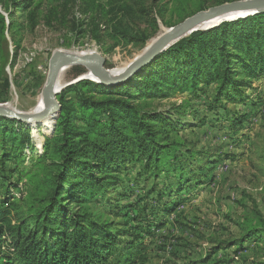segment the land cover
Here are the masks:
<instances>
[{
  "label": "rangeland",
  "instance_id": "rangeland-1",
  "mask_svg": "<svg viewBox=\"0 0 264 264\" xmlns=\"http://www.w3.org/2000/svg\"><path fill=\"white\" fill-rule=\"evenodd\" d=\"M242 1L247 0H31L29 10L20 7L17 13L21 17L9 27L13 0H0V107L10 106L19 113L34 114L56 52L78 56L100 54L107 59L108 70L124 72L154 40L186 19ZM115 30L121 35L113 36ZM238 70V78L247 79L240 67ZM88 74L83 67L65 69L59 78L62 90L77 86L76 92L86 97L108 98L104 97L105 91L103 96L80 83L96 82ZM249 82L251 89L246 90L252 97L241 104H230L224 99L225 107L219 106L218 113L208 109L215 84H200L201 90L174 92L170 85H162L165 92L172 91L170 96L156 100L140 97V101L154 100L146 108L160 112L175 106H183L185 111L190 106L189 113L177 117L184 125H180L176 134L172 133L169 143H174L175 151L165 160L166 169L170 170L188 159L192 166L188 179L191 183L181 187L183 191L176 187L172 196L162 194L164 201H161V194L153 191L155 186L163 190L167 182L177 180L172 172L158 181L153 176L145 179L138 175L142 164L137 161H127L119 173L95 174L101 178L116 176L119 182H125L112 185L105 195L98 194L91 207L95 209V217L117 222L116 229L124 231V236L118 239L131 242L145 252L146 264H264V237L235 245L241 242L244 234L241 225L245 220L258 215L264 217V75ZM67 95L75 98L74 91H67ZM227 110L242 116L241 126L218 121V116L228 117ZM92 112L104 122L109 121L107 111ZM58 117L52 120L49 132L26 123L24 126L8 123V118L0 122V211L13 201L23 206L29 195V199L36 198L28 176L43 167L37 162L43 159L47 137L54 135ZM203 117L208 123L201 125ZM76 124L81 126L84 122L76 121ZM12 125L13 132L5 131ZM27 132L31 134L32 144L21 145ZM4 138L8 139L10 153L6 167L1 161ZM17 144L25 149L21 162L15 159L12 149ZM88 162L91 164L93 160ZM10 169L14 173H9ZM48 172H41L44 180L50 177ZM113 181L116 180L109 178L107 182ZM7 189L9 195H5ZM110 198L116 199L107 204ZM150 206L157 210L143 212ZM79 208L68 205L72 213L80 211ZM139 215L142 217L135 220ZM159 219H162L160 223ZM158 223L162 225L157 227ZM0 264L15 263L0 254Z\"/></svg>",
  "mask_w": 264,
  "mask_h": 264
},
{
  "label": "trees",
  "instance_id": "trees-1",
  "mask_svg": "<svg viewBox=\"0 0 264 264\" xmlns=\"http://www.w3.org/2000/svg\"><path fill=\"white\" fill-rule=\"evenodd\" d=\"M30 1L13 0L8 14L9 27L16 23L18 16L21 17L17 13L20 7L29 10ZM115 35L121 34L115 30ZM78 67L82 66L72 68ZM238 67L247 79L238 78ZM263 75L264 12L222 23L217 28L194 32L122 84L108 87L93 81L80 82L97 94L103 95L105 91L107 96H103L108 98L104 100L86 97L78 90L76 92L77 86L62 90L57 96L61 113L54 127L55 133L47 137L43 159L37 162L43 167L28 176L36 198L29 199V195L23 206L13 201L0 211L2 257L15 264H146L145 252L131 242L118 239L124 236V231L116 229L117 222L95 217V209L91 207L93 198L98 194L105 195L112 185L125 183L119 182L116 176L101 178L95 174L119 173L127 161L141 163L138 175L145 179L153 176L158 181L172 172L177 182H167L163 190L157 185L153 190L161 194V201H164L162 194L172 196L176 187L183 188L191 183L188 179L192 166H189L188 159L180 161L177 167L169 165L174 167L170 170L166 169L165 163L176 147L172 148L174 143H169L172 133L176 134L180 125H184L177 117L189 113L190 106L185 111V107L175 106L160 112L146 108L154 100L140 101V97L156 100L170 96L172 91L201 90L203 86L200 84H215L208 109L218 113L219 106L225 107L224 99L230 104L247 102L252 97L246 90L251 89L250 79H259ZM162 85H170L172 91L165 92ZM67 91H74L75 98H68ZM115 96L120 98L114 99ZM96 109L107 111L109 121L104 122L98 115L94 116L92 111ZM227 113L226 118L218 116V121L241 126L242 116L239 113L233 110H227ZM2 120L0 117V122ZM6 121L26 125L17 120ZM76 121H82L84 125H77ZM200 123L207 124L208 120L203 117ZM118 124L124 126L118 128ZM27 128L30 130V126ZM12 129L13 125L5 131L13 132ZM5 138L1 159L4 167L10 161L9 143ZM32 141L31 134L27 132L21 145L32 144ZM12 149L15 159L21 162L25 154L24 146L17 144ZM81 159H86V162ZM89 160L93 162L90 164ZM50 168L51 172H48ZM43 171L50 176L46 180L43 179ZM8 172L14 173V170ZM109 178L116 181L107 182ZM9 194L7 189L5 195ZM112 199L116 198L108 199L107 204ZM69 204L74 208L80 207V211L69 212ZM148 210L157 209L150 206L143 212ZM142 215L146 217V214ZM142 215L136 216L135 220ZM159 223L157 227L162 225ZM241 229L244 234L236 246L257 238L263 239L264 217L248 218Z\"/></svg>",
  "mask_w": 264,
  "mask_h": 264
},
{
  "label": "water",
  "instance_id": "water-1",
  "mask_svg": "<svg viewBox=\"0 0 264 264\" xmlns=\"http://www.w3.org/2000/svg\"><path fill=\"white\" fill-rule=\"evenodd\" d=\"M263 12L264 0H247L224 4L206 12L197 13L159 37L135 62L130 64L129 67L118 76L111 74V71L106 67L107 59L100 54L78 56L75 54L56 52L51 58L48 79L42 94L44 110L35 114H23L16 111L14 112L10 109L0 108V117L21 121L29 125L40 122L50 115H54L56 119L61 113V104L57 99V95L61 91L56 92V86L60 74L65 69L82 66L95 76V81L97 83L108 87L119 85L138 74L143 68L152 64L180 40L183 35L192 31L197 26L229 14L253 13L248 15L253 16Z\"/></svg>",
  "mask_w": 264,
  "mask_h": 264
},
{
  "label": "bare ground",
  "instance_id": "bare-ground-1",
  "mask_svg": "<svg viewBox=\"0 0 264 264\" xmlns=\"http://www.w3.org/2000/svg\"><path fill=\"white\" fill-rule=\"evenodd\" d=\"M251 14H253V13H249V14L234 13V14L226 15L224 17H221V18H218V19H215V20H212L210 22H206V23H203V24L197 26L192 31H190V32L186 33L185 35H183L181 38H183V37L195 32V31H198V30H208V29L217 27L218 25H220V24H222L224 22H232V21H236V20H239V19L251 17V16H248V15H251ZM69 54H73V53H69ZM122 73L123 72H121V71H113V72H111V74H113L114 76H118V75H120ZM88 77H90L92 79H95V76L92 73L88 74ZM62 89H63V87H62V84H61V82L59 80L58 83H57V86H56V92H59ZM0 108L10 109L11 110L10 106H3V107H0ZM43 110H44V102H43V100H41V102H40L39 106L37 107L35 113H39V112H41ZM12 111L15 112V110H12ZM54 119H55V116L54 115H50V116L46 117L45 119L41 120L40 122L33 123L30 126L32 128H36L37 130L40 129L43 132H47V131L49 132L50 131V127H51V125L53 123L52 120H54Z\"/></svg>",
  "mask_w": 264,
  "mask_h": 264
}]
</instances>
